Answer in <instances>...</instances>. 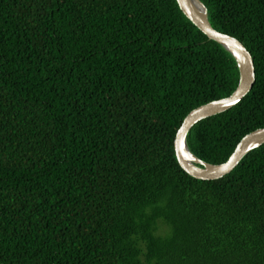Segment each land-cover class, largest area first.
<instances>
[{
    "label": "trees",
    "instance_id": "trees-1",
    "mask_svg": "<svg viewBox=\"0 0 264 264\" xmlns=\"http://www.w3.org/2000/svg\"><path fill=\"white\" fill-rule=\"evenodd\" d=\"M255 81L187 134L219 164L264 128V0H201ZM176 0H0V264H264V143L188 174L174 139L237 86Z\"/></svg>",
    "mask_w": 264,
    "mask_h": 264
},
{
    "label": "water",
    "instance_id": "water-1",
    "mask_svg": "<svg viewBox=\"0 0 264 264\" xmlns=\"http://www.w3.org/2000/svg\"><path fill=\"white\" fill-rule=\"evenodd\" d=\"M182 12L207 37L221 44L234 57L239 79L236 88L226 97L212 100L193 108L182 120L174 139V149L180 166L191 176L212 180L230 173L253 148L264 143V128L245 134L236 144L228 159L219 164L208 163L193 154L187 145V134L200 120L223 112L237 104L251 90L255 81L253 58L236 37L215 29L208 19L207 8L201 0H176Z\"/></svg>",
    "mask_w": 264,
    "mask_h": 264
}]
</instances>
